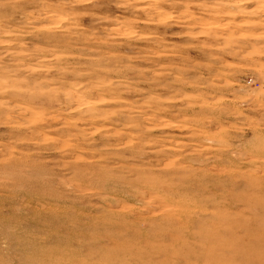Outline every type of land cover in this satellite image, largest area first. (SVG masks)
I'll list each match as a JSON object with an SVG mask.
<instances>
[{
  "label": "rangeland",
  "instance_id": "rangeland-1",
  "mask_svg": "<svg viewBox=\"0 0 264 264\" xmlns=\"http://www.w3.org/2000/svg\"><path fill=\"white\" fill-rule=\"evenodd\" d=\"M45 4L0 0V264H264L259 100L202 87L227 81L179 25L142 58L154 45L105 43L89 17L69 30ZM97 12L128 16L112 0ZM236 35L242 51L261 43ZM239 80L259 91L255 69ZM149 104L163 107L151 122ZM254 240L258 258L242 257Z\"/></svg>",
  "mask_w": 264,
  "mask_h": 264
},
{
  "label": "clouds",
  "instance_id": "clouds-1",
  "mask_svg": "<svg viewBox=\"0 0 264 264\" xmlns=\"http://www.w3.org/2000/svg\"><path fill=\"white\" fill-rule=\"evenodd\" d=\"M112 3L128 16L98 14L101 0H56L54 6L45 4V8L55 7L57 13L67 20L69 30L79 29L82 18H91L97 26L92 35L100 33L105 43L114 42L117 37L124 36L145 40L154 45L143 51L142 58L165 54V38L158 29L160 26L168 28L179 25L183 31L176 35L186 38L182 47L205 55L207 63L202 67L212 68L219 65L220 71L215 79L227 81L218 85L209 81L202 87H217L230 92L237 102L236 107H244L245 101L251 104L259 100L260 107L264 109V0H112ZM41 18L43 17L37 16V19ZM238 18L246 23L237 24ZM141 24L145 27L141 28ZM257 30L258 35L255 38L261 43L258 46L253 45L249 51H242L238 46L242 37L236 33ZM226 57L234 58L236 63L229 64ZM245 69H255L259 73L261 84L258 92L248 87L254 83L253 80H249L247 85L240 82L239 77ZM164 74L160 72L157 76ZM147 107L153 110L152 117H147L150 122L155 119L157 112L163 110L159 105L153 107L149 104ZM238 114L243 115V112ZM261 118L264 119V113ZM44 264H81V261L54 256ZM87 264L98 262L88 260Z\"/></svg>",
  "mask_w": 264,
  "mask_h": 264
},
{
  "label": "bare ground",
  "instance_id": "bare-ground-1",
  "mask_svg": "<svg viewBox=\"0 0 264 264\" xmlns=\"http://www.w3.org/2000/svg\"><path fill=\"white\" fill-rule=\"evenodd\" d=\"M259 229L261 231H264V224H262L261 227H259ZM248 245H251L250 246V249H244L243 251H241L242 257H244V258H251V259H253V257L254 258H258V254H257L256 251H258L259 249H262L260 247L261 246V243L259 241H257V240H254L253 241V244H248Z\"/></svg>",
  "mask_w": 264,
  "mask_h": 264
}]
</instances>
